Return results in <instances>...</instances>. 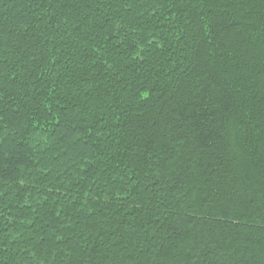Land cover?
Segmentation results:
<instances>
[{
    "label": "trees",
    "instance_id": "trees-1",
    "mask_svg": "<svg viewBox=\"0 0 264 264\" xmlns=\"http://www.w3.org/2000/svg\"><path fill=\"white\" fill-rule=\"evenodd\" d=\"M0 264H264V0H0Z\"/></svg>",
    "mask_w": 264,
    "mask_h": 264
}]
</instances>
